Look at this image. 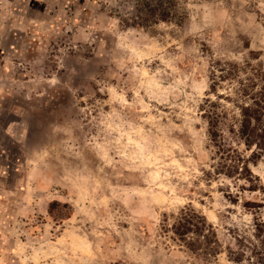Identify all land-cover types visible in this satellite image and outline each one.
Listing matches in <instances>:
<instances>
[{"label": "rangeland", "instance_id": "obj_1", "mask_svg": "<svg viewBox=\"0 0 264 264\" xmlns=\"http://www.w3.org/2000/svg\"><path fill=\"white\" fill-rule=\"evenodd\" d=\"M216 60L264 71V0H0V264H252L229 254L262 243L264 152ZM212 109L252 187L220 173ZM186 206L218 254L174 233Z\"/></svg>", "mask_w": 264, "mask_h": 264}, {"label": "trees", "instance_id": "obj_2", "mask_svg": "<svg viewBox=\"0 0 264 264\" xmlns=\"http://www.w3.org/2000/svg\"><path fill=\"white\" fill-rule=\"evenodd\" d=\"M162 18L165 19V14H162ZM250 66H240L229 60H216L212 63V85L213 92L219 97L223 94L217 92L218 81H224L233 79L236 80V85L233 91V102L240 110L239 119V136L242 138L248 148L256 146L260 154L264 152V71L260 68ZM246 67V68H245ZM252 71L253 75H249V71ZM244 72L246 75L244 78L240 77V74ZM260 82V83H259ZM259 88L256 89V86ZM229 97V96H226ZM229 99H232L229 97ZM209 105L215 107L216 103L209 99ZM220 114L218 111L210 110L209 124H210V136L212 140L219 145L221 158L227 161L222 167L227 168L226 172H220L234 177L238 175L239 179H245L250 183L254 182L252 170L249 167L251 158H247L242 155L238 150L232 147H228L224 150L223 143L220 146V134L214 128L217 123ZM254 161V160H253ZM246 187V186H245ZM246 189V188H245ZM253 190L254 188H248ZM66 214H61V218H65ZM69 216V215H68ZM66 216V217H68ZM172 229L178 238L185 242L186 245L194 252L202 251L204 255H216L219 251L220 242L217 238V232L207 217L197 211L194 207L186 206L176 214L175 220L172 224ZM255 230L258 231L254 234L258 242H262L260 245L254 243L252 238L239 235L237 238L239 243L238 251H232L234 254L231 256L232 260L237 263H242L246 258H250L252 264H264V239L261 240V231H264V220L255 224ZM244 240L249 244H245ZM250 251V255L248 252ZM247 259V260H248Z\"/></svg>", "mask_w": 264, "mask_h": 264}, {"label": "flooded vegetation", "instance_id": "obj_3", "mask_svg": "<svg viewBox=\"0 0 264 264\" xmlns=\"http://www.w3.org/2000/svg\"><path fill=\"white\" fill-rule=\"evenodd\" d=\"M3 130H4V127H3ZM3 130H2V128L0 127V140L5 139V138H4V136H5V137L9 138V139L12 141V139H14V138L12 137V135L9 134V133H7V132H4Z\"/></svg>", "mask_w": 264, "mask_h": 264}]
</instances>
